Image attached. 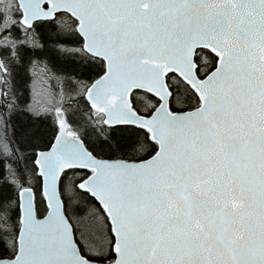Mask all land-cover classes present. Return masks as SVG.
<instances>
[{
  "label": "snow or ice",
  "instance_id": "1",
  "mask_svg": "<svg viewBox=\"0 0 264 264\" xmlns=\"http://www.w3.org/2000/svg\"><path fill=\"white\" fill-rule=\"evenodd\" d=\"M0 264H264V0H0Z\"/></svg>",
  "mask_w": 264,
  "mask_h": 264
}]
</instances>
